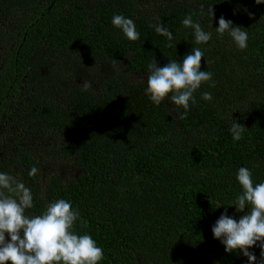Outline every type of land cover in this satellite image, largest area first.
<instances>
[{"label":"trees","instance_id":"16d2710c","mask_svg":"<svg viewBox=\"0 0 264 264\" xmlns=\"http://www.w3.org/2000/svg\"><path fill=\"white\" fill-rule=\"evenodd\" d=\"M117 14L134 21L138 40L113 26ZM189 15L212 34L206 44L183 26ZM221 16L248 33L246 49L216 32ZM158 24L172 41L157 34ZM0 39V125H9L8 134L24 121L80 171L66 184L50 176L42 191L39 173L27 175L37 168L32 152L15 142L10 154L0 153V172L18 174L31 189L29 215L69 201L81 217L74 231L103 249L100 264H248L239 251L225 252L212 226L225 207L234 219L244 214L231 206L242 191L239 168L251 170L254 184L264 182V3L0 0ZM196 47L212 81L187 112L170 100L155 105L146 95L148 65L180 63ZM233 120L246 127L239 141ZM250 251L259 261L261 249Z\"/></svg>","mask_w":264,"mask_h":264},{"label":"clouds","instance_id":"9594fccd","mask_svg":"<svg viewBox=\"0 0 264 264\" xmlns=\"http://www.w3.org/2000/svg\"><path fill=\"white\" fill-rule=\"evenodd\" d=\"M255 2L259 5L264 0ZM207 11L211 18L215 16L212 6H208ZM111 22L128 40L139 39L140 33L131 18L117 14ZM182 24L193 29L196 44L210 41L212 34L205 32L190 15L182 20ZM218 24L215 30L220 36L228 33L240 50L247 48L248 33L242 27L234 26L233 21L224 16L219 18ZM155 30L169 41L174 39L161 24L155 25ZM202 57L204 52L196 47L180 63L173 60L158 66L154 60L148 65L146 95L155 105L170 100L172 105L183 107L187 112L189 102L195 103L194 93L202 83L212 81L213 73L200 70ZM214 86V83L210 84V87ZM83 87H91L90 82L84 81ZM202 98L205 101L213 99L210 92L203 93ZM245 129L233 120L230 128L233 140L239 141ZM37 172L38 169L32 167L27 175L35 176ZM236 179L242 191L231 206L244 214L238 220L234 219L225 207V212L212 226V233L226 253L239 251L248 264H264V182L254 184L252 172L246 167L238 169ZM32 207V192L24 181L8 172H0V264H100L104 258L103 249L91 235L74 231V225L81 217L69 201L58 199L49 203L41 214L27 215L26 210ZM254 246L261 249L259 261L250 251Z\"/></svg>","mask_w":264,"mask_h":264},{"label":"rangeland","instance_id":"374dc122","mask_svg":"<svg viewBox=\"0 0 264 264\" xmlns=\"http://www.w3.org/2000/svg\"><path fill=\"white\" fill-rule=\"evenodd\" d=\"M3 41L0 39V56L2 57L4 49L2 51ZM1 60V59H0ZM128 76L133 79L143 80L144 75L132 74L127 72ZM18 103L14 104L11 108H8L7 118L8 122H14L16 120V110ZM9 125L5 123L0 125V135L4 136L0 138V153L10 154L15 148V142L17 145L25 148L28 152H32L37 162V169L40 177L41 189L44 191L47 185V181L52 175L60 177L63 184H66L69 180L75 179L80 173L79 170L71 165V162L65 161L63 158H59L55 154V149L49 145V141L45 140L35 132L31 131L24 121L20 120L14 122L8 130V134L5 133V129ZM17 176H19L17 174ZM20 177V176H19ZM18 177V178H19ZM26 214H28L26 210Z\"/></svg>","mask_w":264,"mask_h":264}]
</instances>
